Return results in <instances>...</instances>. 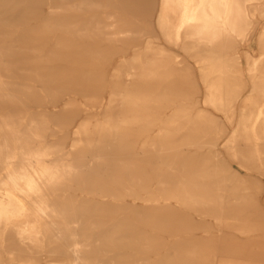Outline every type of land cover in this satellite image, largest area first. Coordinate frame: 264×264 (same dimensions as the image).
<instances>
[{
    "label": "bare ground",
    "instance_id": "6f19581e",
    "mask_svg": "<svg viewBox=\"0 0 264 264\" xmlns=\"http://www.w3.org/2000/svg\"><path fill=\"white\" fill-rule=\"evenodd\" d=\"M236 210H264V0H0V264H264Z\"/></svg>",
    "mask_w": 264,
    "mask_h": 264
},
{
    "label": "rangeland",
    "instance_id": "374dc122",
    "mask_svg": "<svg viewBox=\"0 0 264 264\" xmlns=\"http://www.w3.org/2000/svg\"><path fill=\"white\" fill-rule=\"evenodd\" d=\"M253 108L255 107L253 106ZM236 211L239 213V215H237L238 221L240 220L236 225V229L226 225L222 228L223 237L228 245L235 244L239 246L254 247L258 243L264 244V210ZM240 214H242V216H240ZM194 219H197L198 223L194 224L193 222L191 227H189L188 232L190 236H197V239H201L206 234V230H208L210 234H218L211 227H208L205 222L204 224L201 223L199 217L194 216ZM247 224L254 227V232H251V234H242L241 230L244 229Z\"/></svg>",
    "mask_w": 264,
    "mask_h": 264
}]
</instances>
